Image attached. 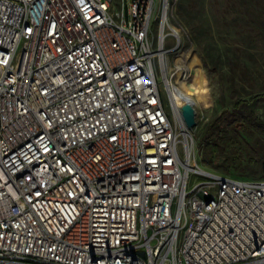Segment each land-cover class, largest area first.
I'll return each mask as SVG.
<instances>
[{"label":"built area","instance_id":"obj_1","mask_svg":"<svg viewBox=\"0 0 264 264\" xmlns=\"http://www.w3.org/2000/svg\"><path fill=\"white\" fill-rule=\"evenodd\" d=\"M175 6L0 0V264H264V179L198 169L165 108Z\"/></svg>","mask_w":264,"mask_h":264},{"label":"rangeland","instance_id":"obj_2","mask_svg":"<svg viewBox=\"0 0 264 264\" xmlns=\"http://www.w3.org/2000/svg\"><path fill=\"white\" fill-rule=\"evenodd\" d=\"M179 2L175 15L188 35L180 44L181 53L187 52L188 77L183 81L175 69L177 52L169 54L159 75L165 108L174 120L167 82L197 102L193 163L198 169L238 180L264 179V0H189L187 20L178 14ZM241 101L249 102L250 114L238 106ZM217 126L218 135H211ZM228 157L236 161L224 173L216 165ZM209 179L190 172L186 190Z\"/></svg>","mask_w":264,"mask_h":264},{"label":"bare ground","instance_id":"obj_3","mask_svg":"<svg viewBox=\"0 0 264 264\" xmlns=\"http://www.w3.org/2000/svg\"><path fill=\"white\" fill-rule=\"evenodd\" d=\"M188 71V70H187ZM188 77V73L184 75L183 81H185ZM168 80V79H167ZM168 92L170 94L171 104L174 111V120L178 124V126L182 129V122L180 118V110H179V103H181L183 100L189 102L193 108L197 109V102L191 97V95L188 92H183L179 88L175 87L174 85L170 83H166Z\"/></svg>","mask_w":264,"mask_h":264},{"label":"trees","instance_id":"obj_4","mask_svg":"<svg viewBox=\"0 0 264 264\" xmlns=\"http://www.w3.org/2000/svg\"><path fill=\"white\" fill-rule=\"evenodd\" d=\"M189 0H180L179 4H178V14L183 17L185 20H187V17L189 15V13H187V8L186 5L188 4ZM238 106H243L242 108L246 110V112L250 114V104L248 101H241L237 103ZM251 116V115H250ZM220 127H212L211 128V135H218V132L220 131ZM214 145H216V143L214 142ZM236 159L234 157L230 158L228 157L227 159H225L221 164H217L216 167L217 169L222 170V172L226 173L229 171V169L231 167H233V165L235 164ZM221 175L224 176H228L226 174L220 173Z\"/></svg>","mask_w":264,"mask_h":264},{"label":"water","instance_id":"obj_5","mask_svg":"<svg viewBox=\"0 0 264 264\" xmlns=\"http://www.w3.org/2000/svg\"><path fill=\"white\" fill-rule=\"evenodd\" d=\"M179 110L186 128L192 129L193 127H195L196 113L193 106L189 102L183 100L181 103H179Z\"/></svg>","mask_w":264,"mask_h":264},{"label":"flooded vegetation","instance_id":"obj_6","mask_svg":"<svg viewBox=\"0 0 264 264\" xmlns=\"http://www.w3.org/2000/svg\"><path fill=\"white\" fill-rule=\"evenodd\" d=\"M256 117H258V116H256ZM239 125L241 124V126H244V123H238Z\"/></svg>","mask_w":264,"mask_h":264}]
</instances>
